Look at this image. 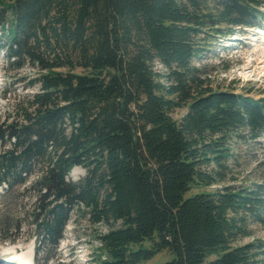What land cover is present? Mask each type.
I'll return each instance as SVG.
<instances>
[{
  "label": "trees",
  "instance_id": "obj_1",
  "mask_svg": "<svg viewBox=\"0 0 264 264\" xmlns=\"http://www.w3.org/2000/svg\"><path fill=\"white\" fill-rule=\"evenodd\" d=\"M262 21L264 0H0V51L14 69L38 70L21 122L0 132L11 145L0 185L34 178L44 264L81 208L109 227L94 264L163 251L173 259L162 264H264V241L238 244L264 227L263 183L187 196L225 181L230 138L264 135V98L198 81L197 38ZM176 109H186L179 122ZM75 167L85 170L77 182Z\"/></svg>",
  "mask_w": 264,
  "mask_h": 264
},
{
  "label": "rangeland",
  "instance_id": "obj_2",
  "mask_svg": "<svg viewBox=\"0 0 264 264\" xmlns=\"http://www.w3.org/2000/svg\"><path fill=\"white\" fill-rule=\"evenodd\" d=\"M197 42L203 50L201 55L193 60L192 65L196 69V78L205 88L232 91L253 99L264 98V21L254 28L229 30L224 26L215 30L205 29L198 36ZM0 44L6 47L9 45L7 36H1ZM156 69L166 72L158 63ZM37 75V68L29 64L22 69H14L7 60V53L0 51L1 133H4L8 126L21 122L19 106L23 107L22 103L27 97L37 91L38 87L32 84ZM185 113L186 109H176L171 113V117L179 122ZM10 146L9 143L0 141V152ZM228 148L232 155L227 161L225 181L212 187H195L187 196L209 192L226 185L264 184V135L256 141L249 136L241 139L232 137L228 141ZM36 167L39 169L40 166ZM84 176L85 170L75 167L69 174V180L77 182ZM33 180L34 178L28 179L24 185L12 188L7 184L0 189V257L7 254L15 256L14 252L9 251L12 247L25 251L30 246L34 263L44 264L48 251L45 247H41L40 251L33 224V214L38 212L37 192L32 188ZM89 218L85 208L72 213V218L65 228L64 239L55 251L51 252L55 255L48 264H94L98 256L105 258L99 235L107 233L109 227L104 224L95 226L90 223ZM251 230L252 236L241 239L238 244H247L257 239L264 241L263 226L252 224ZM145 245L148 246L149 243ZM214 258L215 256H212L210 259ZM172 259L170 252L163 251L142 264H162Z\"/></svg>",
  "mask_w": 264,
  "mask_h": 264
},
{
  "label": "bare ground",
  "instance_id": "obj_3",
  "mask_svg": "<svg viewBox=\"0 0 264 264\" xmlns=\"http://www.w3.org/2000/svg\"><path fill=\"white\" fill-rule=\"evenodd\" d=\"M77 175V174H75ZM77 179V176L75 177ZM17 248L12 247L9 249V251L16 252ZM18 253V252H17ZM18 257H20L21 261L25 262V264H34L33 254H32V247H27L25 251L21 250V252L18 253Z\"/></svg>",
  "mask_w": 264,
  "mask_h": 264
}]
</instances>
